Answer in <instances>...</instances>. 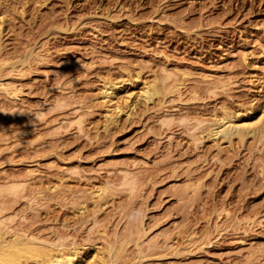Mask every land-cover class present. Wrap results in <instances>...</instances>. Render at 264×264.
<instances>
[{
    "label": "rangeland",
    "instance_id": "1",
    "mask_svg": "<svg viewBox=\"0 0 264 264\" xmlns=\"http://www.w3.org/2000/svg\"><path fill=\"white\" fill-rule=\"evenodd\" d=\"M263 2L0 0V235L62 264H263L264 137L210 129L264 121Z\"/></svg>",
    "mask_w": 264,
    "mask_h": 264
},
{
    "label": "bare ground",
    "instance_id": "2",
    "mask_svg": "<svg viewBox=\"0 0 264 264\" xmlns=\"http://www.w3.org/2000/svg\"><path fill=\"white\" fill-rule=\"evenodd\" d=\"M258 1V0H257ZM264 1V0H263ZM262 2V1H261ZM264 4V2H263ZM262 4V6H263ZM259 5H261V3H259ZM261 6V7H262ZM264 9V8H263ZM263 9L260 8V10L262 11ZM250 14V13H249ZM1 22H2V18H1ZM264 23V22H262ZM261 24V23H260ZM260 27L262 25H259ZM258 26V27H259ZM264 26V24H263ZM0 28L1 25H0ZM262 28V27H261ZM258 29V28H256ZM260 29V28H259ZM1 30V29H0ZM264 30V29H263ZM262 32V31H261ZM248 41V40H247ZM245 43H247L249 46H252V41L249 39L248 42L245 41ZM246 45V44H245ZM248 46V49H250V47ZM247 49V50H248ZM253 51L250 49L245 56L248 57L249 54H252ZM255 54V53H254ZM253 54V55H254ZM4 60V59H3ZM0 61H2L0 59ZM4 62V61H3ZM1 63V62H0ZM7 63V61H6ZM6 63H3L4 65ZM9 63H7L8 65ZM3 65V66H4ZM6 65V67H7ZM13 65V64H12ZM15 65V64H14ZM1 67V66H0ZM4 68V67H3ZM2 67V71L4 70ZM0 69V70H1ZM6 69V68H5ZM8 69V68H7ZM20 69V68H19ZM22 69V67H21ZM12 71H15L14 70V67H13V70ZM19 71V70H18ZM23 71V70H22ZM1 72V71H0ZM9 72V71H8ZM4 73V72H3ZM13 73V72H12ZM11 73V74H12ZM2 74V72H1ZM0 74V75H1ZM8 75V74H7ZM1 76H4V75H1ZM2 78V77H1ZM2 81V80H1ZM155 83V81H153ZM3 83V82H2ZM114 83V82H112ZM153 84V83H152ZM117 85V84H115ZM160 85V84H159ZM2 87L4 89V86L2 84ZM8 87V86H7ZM6 88V87H5ZM9 89V87L7 88ZM15 90V89H14ZM17 90V89H16ZM7 91V90H6ZM5 91V92H6ZM21 91V90H20ZM145 91V97L146 99H151L153 98V96L159 92L162 91V89H160V87L158 86L157 82L153 85H148L146 86V89L144 90ZM9 92V90L7 91ZM17 92V91H15ZM19 92V90H18ZM10 93V92H9ZM12 94L14 93V91L11 92ZM17 94V93H16ZM112 94H115V91L114 93H110V92H107L105 95H104V102L105 104L107 105L108 107V111L112 112L113 111V101H114V96H112ZM10 95V94H9ZM118 97V96H117ZM116 99V98H115ZM118 99V98H117ZM116 101V100H115ZM117 102V101H116ZM115 103V102H114ZM116 105V104H115ZM117 108V106H116ZM116 110V109H114ZM238 116V115H237ZM236 116L235 114H231V113H227L223 118H222V121H220L217 125V127H212L210 128L213 133L215 134H222L225 138H227V140H233V138H238L239 140H245V138L250 134V135H255L256 136V139L258 136H260L261 138L264 137V121H262L260 123L261 120H264V119H260L259 121V125H252V123L248 122L247 118H239L238 120H235ZM263 118V117H261ZM202 122V121H200ZM215 125V124H214ZM213 125V126H214ZM216 126V125H215ZM212 133V134H213ZM252 135V136H253ZM250 136V137H252ZM260 139V138H259ZM262 140V139H260ZM246 231V230H245ZM1 238H0V264L1 263H4V264H15L17 262H19V260H21V258L23 257H33V258H36L38 260H41V261H38L39 264H42V261H47L48 264H62V263H67L68 261H75L76 262V252L74 251V253H67L65 254L64 252H62V248L60 249H57L58 248V245L55 247L54 244H52V242H49V241H46V240H43V239H39L35 236H27V237H21L20 235H15V236H12L11 238L7 239V237L3 236V234L0 235ZM261 249V248H260ZM109 250H112L111 248ZM259 249L257 250V253H258ZM110 252V251H109ZM253 252V251H252ZM256 252L254 251V254ZM263 253V252H262ZM110 254V253H109ZM116 254V252H115ZM251 254V253H250ZM253 254V253H252ZM253 254V257L256 256ZM261 254V253H260ZM118 255V254H117ZM259 255V254H258ZM264 255V253H263ZM116 256V255H115ZM251 256V255H249ZM113 257V256H112ZM117 257V256H116ZM252 257V258H253ZM111 256H107V255H102L100 257V264H109V260H110ZM252 258L250 257L249 258V261L252 262ZM257 258V257H255ZM254 258V259H255ZM259 258V257H258ZM256 259V260H259L260 259ZM264 259V258H263ZM248 262V260H247ZM261 262V261H260ZM259 262V264H260ZM264 262V261H263ZM262 262V263H263ZM257 263V261H256ZM249 264V263H248ZM251 264V263H250ZM252 264H254V262H252ZM258 264V263H257ZM264 264V263H263Z\"/></svg>",
    "mask_w": 264,
    "mask_h": 264
}]
</instances>
